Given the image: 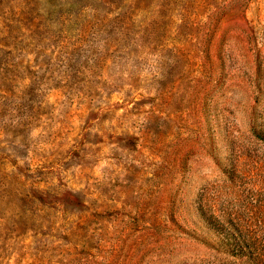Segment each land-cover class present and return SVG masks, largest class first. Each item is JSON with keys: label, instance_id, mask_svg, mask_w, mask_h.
<instances>
[{"label": "rangeland", "instance_id": "obj_1", "mask_svg": "<svg viewBox=\"0 0 264 264\" xmlns=\"http://www.w3.org/2000/svg\"><path fill=\"white\" fill-rule=\"evenodd\" d=\"M0 264H264V0H0Z\"/></svg>", "mask_w": 264, "mask_h": 264}]
</instances>
